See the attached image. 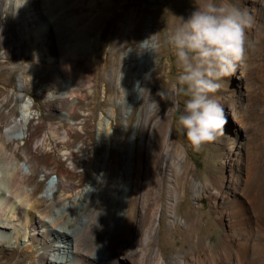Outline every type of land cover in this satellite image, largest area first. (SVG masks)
<instances>
[{"label":"rangeland","instance_id":"rangeland-1","mask_svg":"<svg viewBox=\"0 0 264 264\" xmlns=\"http://www.w3.org/2000/svg\"><path fill=\"white\" fill-rule=\"evenodd\" d=\"M234 1L254 16L260 40L254 42L245 29L244 57L214 94L227 118L224 135L194 151L178 124L187 99L173 91L180 67L164 41L179 23L174 17L186 20L190 9L196 10L195 0H0V184L18 204L14 216L21 232L18 245L0 244V264H37L38 254L25 248V216L33 203L37 207V198L57 191L58 181L73 196L83 191V197L68 198L65 208L51 215L57 230L68 220L67 230L82 220L101 225L103 230L87 231L92 246L111 234L103 252L124 255L129 264L137 260L139 236L148 227L150 251L160 245L167 261L185 250L194 254L186 228L167 227L168 178L180 191L185 186L178 221L196 219V232L211 245L228 232L226 219L220 225L210 209L222 201L212 206L207 198L218 182L224 185L222 197L230 189L246 207H264V32L259 29L264 4ZM38 19L48 24L37 27ZM146 21L160 46L149 63L139 53L130 62L128 53L138 46ZM124 98L130 104L125 121L122 109L112 105ZM16 120H21L18 130L7 132ZM132 135L129 206L117 220L119 201L112 205L111 199ZM182 158L187 167L179 177ZM194 182L204 184L200 199L192 196ZM106 210H111L108 220ZM2 212L11 216L7 208Z\"/></svg>","mask_w":264,"mask_h":264},{"label":"bare ground","instance_id":"bare-ground-1","mask_svg":"<svg viewBox=\"0 0 264 264\" xmlns=\"http://www.w3.org/2000/svg\"><path fill=\"white\" fill-rule=\"evenodd\" d=\"M199 2L200 0H198V3ZM258 2H260L259 4L261 5L264 4V0H257V3ZM190 12L192 13L193 9H190ZM253 13H255V11ZM34 22L36 23L37 21L35 20ZM37 23V27L40 26V28H42L48 24V21L42 22L39 20ZM257 26L254 16L251 17L250 26L246 28V31L249 36L253 37L254 42L260 40V36L257 35ZM150 27V22L146 21L138 46L135 51L128 53L127 59L130 62L133 61L132 57H135V53L140 54L139 57L141 61L149 63L151 60L150 56L154 50L152 47L154 43ZM126 28H128V26L122 28L124 33ZM259 29L260 32H264V25L262 27L260 26ZM66 84V91H68L69 81H67ZM126 96H128V93H125V97ZM112 105L122 109L121 118L125 121L130 104H127L124 98L122 102L112 101ZM151 107L152 105L149 106L150 109ZM63 116H67V113H64ZM20 124L21 120L14 121L7 132L18 130ZM135 131L136 129L134 132ZM133 137L134 135L130 136L128 139L129 145L123 154L124 166L116 179L118 185L117 194L111 199L112 205L115 204V200L119 201L118 207L115 209V217L117 220L120 219L121 215L129 206L130 175L133 172ZM116 146L118 147V145ZM185 164V159L182 158L178 166L179 169L176 171L177 176L184 173L187 167ZM171 167L172 164L167 162L164 167L167 174L170 172ZM23 178H25V176H23ZM173 179H176V176H174ZM124 180L125 183H123ZM220 182H218L219 188L207 193V198L212 206H216L219 200L222 201V203H220L221 207H210V209L220 225H223L226 219L228 227V232L220 237L221 239L217 244L211 245L209 242H202L198 232L195 230L197 223L196 219L190 222L186 220L178 221L177 205L181 196L185 194V186L182 187V191H180L175 180L173 181L168 178L164 189L166 200L165 210L168 217L167 227L170 231L174 230L177 225L185 227L187 244L191 245L190 250L194 251V254L191 255L189 250H185L183 255H181L182 253H177L167 261L161 252L160 245H156V247L150 251L148 243L152 238V232L147 226L148 228L143 229L140 233L141 247L138 248L139 254L134 264H264V207H246L245 202L239 197L237 191H232L230 189H227L229 191L225 192V195L222 197L221 189L224 185ZM1 186L0 184V191L3 194L2 197H0V244L13 241L12 243L14 245H18L21 232L18 223H16V216H14V211L18 204L16 201L10 202L12 198L10 196L11 193L9 191H2ZM56 187L57 191L54 192L51 188L49 192H46V194H51L50 198H47L46 195L37 198V207L36 204L33 203L34 205L30 207L28 214L25 216V220L28 222V239L25 248L28 249L29 253L35 252L38 254L37 264H129V261L124 255H115L112 250H109L107 253L103 252L108 241L110 242L111 234L105 238L101 245L92 246L89 240L93 237L87 234V231H99L100 228L95 224L93 225L90 220H82L79 227L67 230L65 226L71 224V221L68 220V223L65 222L60 224L61 227L57 230L59 224L55 225V223L58 220H53L51 215H55L57 208H65L68 198L71 199L75 194L73 196L70 188L65 187L62 181H58ZM190 189L193 198L200 199L202 194H204L203 183L194 182ZM88 193H90V190ZM82 194L83 191L73 199L82 198ZM5 208H7V211L11 214L10 217H5V214L2 212ZM69 209H71V207H68V210ZM104 213L108 220L111 217V210H106Z\"/></svg>","mask_w":264,"mask_h":264},{"label":"clouds","instance_id":"clouds-1","mask_svg":"<svg viewBox=\"0 0 264 264\" xmlns=\"http://www.w3.org/2000/svg\"><path fill=\"white\" fill-rule=\"evenodd\" d=\"M196 10L175 23L164 43L180 67L173 91L187 97L178 124L194 151L224 135V108L214 98L220 81L231 77L245 54L251 17L231 0H200ZM159 42L153 48L159 47ZM100 230H103L100 225Z\"/></svg>","mask_w":264,"mask_h":264}]
</instances>
